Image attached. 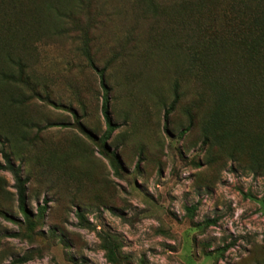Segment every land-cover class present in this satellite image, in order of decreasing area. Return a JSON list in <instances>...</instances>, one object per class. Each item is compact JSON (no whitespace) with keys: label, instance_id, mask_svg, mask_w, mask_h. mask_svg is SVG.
Segmentation results:
<instances>
[{"label":"rangeland","instance_id":"obj_1","mask_svg":"<svg viewBox=\"0 0 264 264\" xmlns=\"http://www.w3.org/2000/svg\"><path fill=\"white\" fill-rule=\"evenodd\" d=\"M178 21L149 16L140 0H84L63 36L36 46L44 89L21 165L33 226L0 170V209L20 220L0 213V264H264V70L225 52L227 86L248 111L211 128L212 93L176 47ZM100 234L116 245L113 262Z\"/></svg>","mask_w":264,"mask_h":264},{"label":"trees","instance_id":"obj_2","mask_svg":"<svg viewBox=\"0 0 264 264\" xmlns=\"http://www.w3.org/2000/svg\"><path fill=\"white\" fill-rule=\"evenodd\" d=\"M83 3L84 0H0V170L7 171L12 177L16 206L28 230L32 229L33 224L25 204L27 178L21 176V165L26 162L33 130L38 129L32 105L40 100L44 89L38 88L30 61L37 45L66 33L68 21L75 20ZM140 4L151 17L159 15L179 20L178 29L184 33L176 47L182 52H190V64L196 62L198 80L212 93L209 126H228L244 116L247 107L241 109L235 106L241 103V95L227 86L229 72L224 66L226 63L223 56L233 49L236 52L234 61L262 74L264 0H140ZM216 5L222 7L214 10ZM216 21L222 25L218 30H210L209 25ZM82 40L78 50L87 55L89 50L85 39ZM86 57L89 66L95 69L89 56ZM246 73L251 86L248 90L252 92L255 81L252 74ZM258 83L261 86L258 100L264 106V77L260 76ZM102 114L105 123L110 126L105 102ZM13 161L17 163L14 165ZM3 182L0 176V196L8 194L3 188ZM0 213L12 223H20V220L1 209ZM18 235V232L8 234L11 237ZM99 236L101 247L106 251V259L113 262L116 245L108 236ZM27 259V256L21 255L11 262L22 263Z\"/></svg>","mask_w":264,"mask_h":264}]
</instances>
